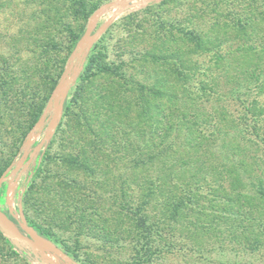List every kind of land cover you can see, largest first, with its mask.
Instances as JSON below:
<instances>
[{
    "label": "trees",
    "instance_id": "1",
    "mask_svg": "<svg viewBox=\"0 0 264 264\" xmlns=\"http://www.w3.org/2000/svg\"><path fill=\"white\" fill-rule=\"evenodd\" d=\"M205 2L209 7L206 13L214 20L210 31L202 34L192 26L176 28L183 36V43L194 46L191 50L218 48L223 41H230L226 36L234 34L240 36L243 42L238 49L242 52L244 63L252 62L264 53V38L256 43L244 38L257 30L264 34V0ZM51 10V7L48 11L44 10L49 34L41 46L46 65L50 64L53 51L59 52V59L64 58L60 54L61 42L50 34ZM93 11L94 8L89 14ZM167 23L158 24L155 33L159 40L152 43L153 51L146 49L147 53L154 61L163 64L169 58L184 62L181 58L182 46L171 45L177 42L178 36L173 28L164 27ZM61 25L67 29L73 48L68 64L74 70L69 81L72 96L64 105L67 119L58 128V134L68 132V150L61 154L60 164L95 177L97 174L100 177L108 175L114 171L113 166L122 164L120 207L112 205L108 213L96 212L95 218H88L91 223L84 233L100 240L106 251L110 249L121 257L124 255L121 264H167L165 261L169 255L190 247L187 244L189 237L197 239L214 235L218 243L227 239L243 247L250 246V239L253 238L254 244L255 223L250 215L253 209L249 202L252 195L240 188L245 186L244 176L252 180L253 168L250 166L264 163V158L254 153L255 146L264 145V137L256 126L259 122L255 119H252L253 123L242 118L228 119L223 113H220L222 117L200 120L202 106L207 109L205 95L209 93L214 99L221 91L204 87L194 90L173 82L167 85L172 78L170 75L174 77V82L187 76L175 63L173 70L168 67L164 74L156 78L160 83L152 86L134 84L122 70V65L113 67L105 63L90 44H86L84 49L78 47L79 35H75L70 25L64 22ZM163 28L166 30L162 31ZM79 67L84 68L77 75ZM105 75L107 84L94 89L96 81ZM9 76L6 77L7 83L0 84V100L17 107V113L26 109L32 116L28 124L31 129L39 120L44 104L38 107L33 105V101L25 99L27 92L17 88V79ZM46 76L48 87L45 100L49 99L58 83V75L54 77L48 72ZM260 90L261 98L264 97V85L260 86ZM242 91L232 87L229 94L239 97ZM254 100L258 102L257 98ZM247 104V114L252 117L260 115L256 113L253 101ZM211 107L216 111L214 105ZM16 124L23 133L21 140L24 141L27 124L19 121ZM220 153H224V159H219ZM7 165L0 169V175ZM104 167L107 169L104 170ZM55 178L48 187L39 184L37 195L42 198L49 195L65 198L69 195L76 203L86 200L82 194L77 195L84 189L81 184L60 174H56ZM256 178V194L264 199V177ZM207 188H210L211 196ZM112 194L117 200L115 193ZM27 199L29 201L31 196L25 192L19 200L25 203ZM66 199L68 201L69 197ZM246 205L250 209L244 210ZM75 208L84 210L78 203ZM30 225L38 235L51 237L50 231L42 225ZM64 250L75 260L83 261L76 250L69 247ZM198 250L201 255L204 254L201 264H210L206 253L211 254L212 251L203 247ZM23 252L27 257L40 261V257L29 253L28 249ZM221 262L237 264L235 261Z\"/></svg>",
    "mask_w": 264,
    "mask_h": 264
},
{
    "label": "rangeland",
    "instance_id": "2",
    "mask_svg": "<svg viewBox=\"0 0 264 264\" xmlns=\"http://www.w3.org/2000/svg\"><path fill=\"white\" fill-rule=\"evenodd\" d=\"M144 1L146 0H0V84L7 83L6 77L10 75L9 77L17 79V88L27 92V97L23 95L25 99L33 101V105L38 107L44 104L39 120L29 129L28 124L32 121L29 112L24 109L23 113H17V107L0 100V169L8 164L0 175V214L18 233L34 237L37 242L35 249H42L50 264H121L125 259L124 255L121 257L114 250L106 251L102 248L100 240L84 233L91 223L88 218H95L96 212L101 210L108 213L112 205L120 207L122 164L113 166L112 173L101 177L98 174L95 177L83 171H73L60 164L61 154L68 150V132L58 134V128L60 123L67 119L64 105L72 96L69 81L74 70V67L71 68L68 64L73 50L67 37V29L61 25L62 22L70 25L75 35H79L77 46L84 47V41L118 12L123 4L131 3L130 7H125L118 13L115 20L91 44L97 56L113 67L122 65L121 68L130 78V82L147 86L160 83L156 78L164 74L168 67L173 70L175 63L187 76L174 82V77L170 75L172 78L168 80L167 85L173 82L175 85L180 84L181 87L194 90L204 87L221 91L214 99L209 93L208 96L205 95L207 109L204 105L201 107L200 120L210 119L212 116L222 117L220 113L228 116V119L242 118L250 122L255 119L259 122L256 126L264 137V97H259L260 86L264 85V53L252 59L254 61L247 60L248 62L244 63L242 52L238 49L243 42L240 36L234 34L226 36L230 41H223L218 48L214 47L209 51L197 48L191 50L194 46L189 47V44L183 43V36L176 28L192 26L202 34L208 32L214 20L206 13L209 11L205 2L207 0H160L147 5L143 4ZM50 7L53 13L50 34L61 42L60 54L64 60L58 58L59 52L56 50L53 51L50 64L46 65L42 59L41 43H44L49 34L44 10L48 11ZM93 8L94 11L89 14ZM83 9L84 13L81 14ZM163 21L169 22L164 27L173 28L172 31L178 36L177 42L171 45L182 46L181 58L184 62L169 58L168 62L163 64L161 61H154L147 53L153 51L152 43L159 40L155 31ZM244 38L256 43L264 38V34L257 30ZM83 68L79 67L77 75ZM48 72L54 77L58 75V83L49 99L45 100ZM253 74L260 76L257 78L258 76ZM106 77L105 75L96 81L93 88L100 89L106 85ZM67 85V97L57 112ZM232 87L243 90L239 97L229 94ZM256 98L257 103L254 100ZM252 101L256 105V113L260 114L256 117L246 113L247 103ZM211 105H214L216 111L212 110ZM54 117L56 121L52 125ZM16 121L27 124L24 128L27 138L24 141L21 140L23 133ZM255 147L254 153L256 152L259 158H264V145ZM220 154L219 159H224V153ZM250 167L253 168L252 180L244 176L245 186L240 189L252 195L249 202L253 212L250 215L255 223L253 231L256 234V242L253 244L251 238V245L243 247L227 239L218 243L214 240V235H204L197 239L189 237V249L169 255L165 263L201 264L204 254L201 255L198 249L203 247L212 251L211 254L206 253L207 258L205 257L209 259L207 261L210 264H221V261L264 264V199L259 197L255 190L258 181L256 177H264V163L259 162ZM105 169L107 167H104ZM56 174L83 186L84 189L78 191L77 195L82 194V198L86 197V200L77 203L85 212L75 208L77 203L73 202L69 195H65V198L50 195L42 198L37 195L38 185L48 187L50 181L56 180ZM25 192L30 193L31 199L23 203L19 199L20 196L23 198ZM207 192L211 196L210 188H207ZM112 193H115L117 200ZM66 197H69V202ZM250 207L246 205L244 210ZM30 223L47 228L51 237H39ZM21 242L28 247L24 241ZM67 247L79 252L83 261L79 262L67 254L64 250ZM0 264L41 263L27 257L0 227Z\"/></svg>",
    "mask_w": 264,
    "mask_h": 264
},
{
    "label": "water",
    "instance_id": "3",
    "mask_svg": "<svg viewBox=\"0 0 264 264\" xmlns=\"http://www.w3.org/2000/svg\"><path fill=\"white\" fill-rule=\"evenodd\" d=\"M155 1H160V0H146L143 2L144 5H147V4H150L152 2H155ZM131 6V3L129 2H126L125 4H123L120 9L118 10V12L114 13V15L108 19V21L103 25L101 26L95 33H93L85 42V46L86 44H92L99 36L101 33L104 32V30L106 28H108V26L115 20L116 16L118 15V13L120 11H122L123 8L125 7H130ZM82 47L83 49L85 48ZM67 89H68V85L66 86V89L62 95V99L60 101V105L57 107V112L58 110H60L64 104V101L67 97ZM55 117L53 118L52 120V125L55 123ZM47 136L44 138L43 142L46 140ZM0 227L1 229L11 237V239L13 240V242L15 243V245L19 248H21L22 250L24 249H28L30 252L29 253H34L36 256L40 257V263L41 264H50L48 261H47V258H46V255H45V252L41 249L40 251H37L35 249V247L37 246V242H36V239L34 237H27V236H24L20 233H18L9 223L6 222L5 218H3V216L0 214ZM37 234V233H36ZM38 235V234H37ZM40 237V235H38ZM21 241H24L28 247H25Z\"/></svg>",
    "mask_w": 264,
    "mask_h": 264
}]
</instances>
